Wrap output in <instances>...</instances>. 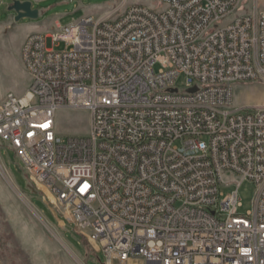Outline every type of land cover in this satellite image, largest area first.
Segmentation results:
<instances>
[{
	"label": "built area",
	"instance_id": "obj_1",
	"mask_svg": "<svg viewBox=\"0 0 264 264\" xmlns=\"http://www.w3.org/2000/svg\"><path fill=\"white\" fill-rule=\"evenodd\" d=\"M149 1L24 39L30 83L0 101V143L104 264H264V106L234 104L235 83L264 84V9ZM78 109L88 134L62 137L57 111Z\"/></svg>",
	"mask_w": 264,
	"mask_h": 264
},
{
	"label": "rangeland",
	"instance_id": "obj_2",
	"mask_svg": "<svg viewBox=\"0 0 264 264\" xmlns=\"http://www.w3.org/2000/svg\"><path fill=\"white\" fill-rule=\"evenodd\" d=\"M12 1L0 0V101L8 92L23 95L29 86L30 78L21 60L22 43L28 33L49 31L57 21L65 27L88 16L100 19L121 0H30L32 7L38 9L39 17L19 21H15L14 11L8 9ZM136 2L139 1L126 0L130 4ZM143 2L152 4L149 0ZM258 3L264 9V0ZM250 6L251 3H246L238 13ZM117 14H110V18ZM64 46L60 43L57 50ZM158 68L155 64L154 69ZM176 83L178 87H185V77L179 76ZM234 104L264 106V84L258 81L235 83ZM89 128L87 110L56 113V130L64 138L85 136ZM234 189L233 186L224 192ZM255 193L254 182H241L238 188L240 212L251 209ZM33 194L40 205L31 200ZM42 198L26 179L15 153L0 143V264H87V261L104 264L100 253L84 238L78 242L71 238L75 233L63 219L62 209L47 205Z\"/></svg>",
	"mask_w": 264,
	"mask_h": 264
},
{
	"label": "water",
	"instance_id": "obj_3",
	"mask_svg": "<svg viewBox=\"0 0 264 264\" xmlns=\"http://www.w3.org/2000/svg\"><path fill=\"white\" fill-rule=\"evenodd\" d=\"M8 9L15 12V21L21 18L37 19L39 17L38 9L32 7L30 0H13ZM189 91L194 92L195 87L190 88Z\"/></svg>",
	"mask_w": 264,
	"mask_h": 264
},
{
	"label": "bare ground",
	"instance_id": "obj_4",
	"mask_svg": "<svg viewBox=\"0 0 264 264\" xmlns=\"http://www.w3.org/2000/svg\"><path fill=\"white\" fill-rule=\"evenodd\" d=\"M138 1H139V2H136V3L130 4V5H133V6H139L140 8H150V6H149L148 4H146L145 2H143V1H146V0H138ZM85 20H87V17L81 19V20L78 21V22H75V23H72V24L66 26V28H67V29H75V28H77V26H81V25H82V22L85 21ZM41 34H42V33H38V32H36V33H31V34L27 35V36L25 37V39H29V38H31L32 35H41Z\"/></svg>",
	"mask_w": 264,
	"mask_h": 264
},
{
	"label": "trees",
	"instance_id": "obj_5",
	"mask_svg": "<svg viewBox=\"0 0 264 264\" xmlns=\"http://www.w3.org/2000/svg\"><path fill=\"white\" fill-rule=\"evenodd\" d=\"M34 197V194L31 196V200H33V202H35V204H37V205H40V203H39V201L38 200H36V199H34L33 198ZM71 234V233H70ZM71 238H73L75 241H79L81 238L83 239V237H81V236H79V235H77V234H71ZM77 238V239H76ZM85 240V239H84ZM87 264H91V262L90 261H87Z\"/></svg>",
	"mask_w": 264,
	"mask_h": 264
},
{
	"label": "crops",
	"instance_id": "obj_6",
	"mask_svg": "<svg viewBox=\"0 0 264 264\" xmlns=\"http://www.w3.org/2000/svg\"><path fill=\"white\" fill-rule=\"evenodd\" d=\"M109 11H110V10H109ZM57 23H59V22L57 21ZM33 32H37V31H32V32H30V33H28V34H31V33H33ZM28 34H27V35H28ZM27 35H26V36H27Z\"/></svg>",
	"mask_w": 264,
	"mask_h": 264
},
{
	"label": "flooded vegetation",
	"instance_id": "obj_7",
	"mask_svg": "<svg viewBox=\"0 0 264 264\" xmlns=\"http://www.w3.org/2000/svg\"><path fill=\"white\" fill-rule=\"evenodd\" d=\"M13 14H15V12H13Z\"/></svg>",
	"mask_w": 264,
	"mask_h": 264
}]
</instances>
